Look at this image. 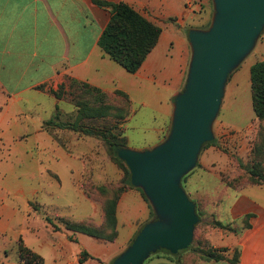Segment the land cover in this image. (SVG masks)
Wrapping results in <instances>:
<instances>
[{"label":"crops","instance_id":"0c3cea01","mask_svg":"<svg viewBox=\"0 0 264 264\" xmlns=\"http://www.w3.org/2000/svg\"><path fill=\"white\" fill-rule=\"evenodd\" d=\"M96 1L126 2L162 28L158 44L136 73H130L100 47L99 39L111 18V9L100 6ZM215 15V0H0V95L9 98L1 106L4 109L0 118L3 114L5 118L0 121L1 128H5L6 133L18 126L17 122L7 121L9 117L13 118L10 111L16 110L18 102L24 101L34 107L40 105L30 100L31 95L36 93L54 98L55 110H51V117L52 114L54 116L62 102L50 92L72 78L107 94L116 91L126 93L130 98V111L133 95L142 96V91H150L152 97L159 98L163 105L158 112L163 116L164 123L154 130L156 139L143 143L141 140L136 145L129 135L125 136L128 147L136 151L160 146L171 134L176 98L186 88L193 58V46L186 34V26L193 23L194 17L202 16L205 25L201 27L207 24L211 27ZM256 59L255 62L264 60L258 59V56ZM255 62L246 66L241 64L232 73L225 84L220 106H225L226 110L220 111L219 129L229 134L232 142L238 141L240 153L247 150L246 141L256 136L259 128L256 115L251 116L250 110L253 108L254 111L251 67ZM60 109L75 111L76 108ZM130 119L129 115L125 124ZM244 120L248 122L236 123ZM42 125L39 124L36 132L41 137L46 180L43 184L36 182L24 186L16 176H12L11 171L0 172V178H5L2 181L5 189L9 191V186H14L12 191L18 195L31 194L22 198V203L28 218L33 215V219L35 214L29 216L32 197L35 196V199L43 192L51 199L65 190L74 192L80 199L89 201L92 212L80 216L75 209L67 211L62 207L50 214L101 224L104 220L102 207L84 196V181L92 177L99 184L116 183L122 179V173L111 161L97 162L99 156L96 152L83 154L73 151L84 140L73 131L59 129L51 133ZM211 163L212 159L208 158L204 166ZM220 167L230 173L234 171L235 175L242 171L234 161L224 156H220ZM93 168L96 171L94 174ZM232 190L228 224L238 231L221 230L208 237L210 243L215 248H228V257H232L238 249L240 255L236 264H264V185L248 184ZM144 194L142 188L134 185L121 194L117 206L118 237L115 241L75 232L63 226L55 229L48 222L45 234L37 239L39 249L24 240L45 258L44 264H49L47 256L52 264H113L149 222L151 205ZM224 202L222 197L218 200L219 210ZM17 204L20 206L21 202ZM121 212L124 215L122 218ZM15 214L22 217L16 207H0V229L4 233L13 230L10 220ZM248 214L251 217L249 225H246L244 218ZM27 228L33 232L36 230L33 226ZM20 235L24 238L23 231L16 234L17 237ZM178 254L172 258L166 253L157 252L147 264H232L227 259L205 260L200 252L192 250Z\"/></svg>","mask_w":264,"mask_h":264},{"label":"rangeland","instance_id":"374dc122","mask_svg":"<svg viewBox=\"0 0 264 264\" xmlns=\"http://www.w3.org/2000/svg\"><path fill=\"white\" fill-rule=\"evenodd\" d=\"M212 16L210 21H212ZM203 20L204 18L202 16H196L193 18V23L187 25V29H185L188 37L191 30L209 29L210 26L208 27V24L203 28L201 27L205 25L202 23ZM209 24H211V22ZM258 50L260 52L259 55ZM257 56L258 59H264L263 31L257 36L248 53L230 72L227 81L229 80L232 73L236 70V68L240 67L241 64H244L243 66H246L250 63L255 62L257 60ZM70 85L71 82L67 81L65 87L61 88L59 86L57 90H52L50 93L54 95L53 92L58 91L61 94V97L58 99L62 102L59 105V108L76 109L75 111H64V109H60V114L58 117L59 119H55L54 123L48 126V130L51 133H54L55 131L58 132L59 129H64L69 132L73 131L76 135L84 139L82 141V145L78 144L76 149L73 148V151H77V153L83 154L90 152L98 153L97 155L99 156V159L97 162H99L100 164L101 162H113L115 164V168H118V170L122 173L123 178V169L113 161L111 157V151L102 139L97 136L86 135L72 129L60 128L54 125L59 121L65 124H71L75 121V119L77 118V107L75 103L76 94L77 96L78 94H81L80 100H92L99 97L96 93H90L89 90L84 91V89H79L75 91V88L71 87ZM42 89H44V87H42ZM86 91H88L87 94L85 93ZM7 99L9 98L0 95V117L2 115L1 111L4 109L1 108L2 103ZM133 99L134 102L132 110L130 111L131 114L129 113L131 119L126 124L125 122L128 117L124 120H118L115 113L114 115H110L105 118L86 120L84 122V124H86V126H89L90 128L102 130H106L107 128L114 136L116 135L118 138V140H116L119 143L118 156L120 150L129 148L125 135H129L132 139V142L136 145H138L141 140L142 143L145 140L151 142L156 139L155 133H153L154 130L164 123L163 116L160 114V112H158L159 108H163V105L160 103L159 98H156L154 96L152 97L150 91H142V96L133 95ZM30 100L32 102L39 103L40 105L34 107V105H28L23 101L18 102L19 104L18 106H16V110L13 109L12 112L10 111V113L13 114V118L9 117L7 121L17 122V127L13 128V130L9 129L6 133H4L5 128H1L0 125V172L11 171L12 176H16L19 182L24 184V186H31L33 184H36V182H38L39 184H43L44 179L46 180V172L44 170V152L43 147L40 144L41 137L36 132V128L41 123L43 124L42 126L45 127V122L47 120H50L51 118H55L56 116L55 114L54 116L52 114L51 117V110H55L54 98L36 93L34 95H31ZM107 102L112 104L114 107H126V99L122 96H111L107 99ZM222 109H225V106L224 108H220L217 116L212 123V133L213 140L216 141L215 144H208V142H205L199 152L196 165L192 166L180 178L182 187L188 193L189 197L195 202L196 212L199 217V221L196 224L194 234L195 238L192 241L193 245L189 249L192 251H196L194 249L196 247L205 249L209 248L211 243L208 237L223 230L218 226H214L213 222L215 220H220L225 224H228L230 222L228 215V205L232 200L233 188L228 186L229 188L226 187L225 191L224 186L226 185L227 181L234 180L235 178H238L240 176H243V186L250 184L247 181L245 182V168L248 166L253 167L254 163L257 160L254 153V148L259 142V128L256 136H253L252 139L249 138L246 141L247 150L244 149V151L240 153L239 149L241 148V146L237 143L238 141L232 142L230 136H228L229 134H225L224 130L219 129V116ZM225 110H223V112ZM250 110L252 112L251 116H255L253 108H251ZM3 119H5L4 114L2 118H0V121H2ZM246 122H248V120L237 121L236 123L245 124ZM125 141L126 146H122ZM220 156L230 158V160L235 162L237 168L242 171L235 175L234 171L230 173L229 170L220 167ZM208 158L212 159V163L210 165L204 166V163H206ZM121 160L127 166L126 162L122 158ZM238 160H240V163L238 162ZM95 172L96 171L93 168L92 174H94ZM3 180H5V178H0V207H16V210L22 213V217L19 215L17 216L16 213V216L14 215L11 218L10 224L13 230L9 231L7 234L0 229V264H26L24 262H21L19 258L18 243L20 239H22L25 244L26 240L39 249L40 246L37 245V239L40 235L45 234L44 231L48 223H51L55 229H61L62 226L66 227L65 224L60 221V218L67 217H54L52 216L53 214H50L53 213V211H55L56 209H62V207L67 211H72V209H75L77 211V214L80 216H86L90 212H92L89 201L84 197V199H80V196L74 192L65 190L64 192L57 193L54 198L51 199H49L43 192H40V196H37L38 198L36 197L34 199V196L30 200L31 212L29 213V216L35 214V218H32L33 215L28 218L25 212V205L22 203V198L31 196V194L25 193L18 195L16 192L12 191L14 186H9L11 187V189L7 191L5 189V185L2 182ZM121 180L116 183L112 182L107 184H99L96 182V180H93L92 177H89L84 181V196L100 205L103 211L102 201L98 199L99 197H102L103 194L98 191L97 187L104 185H114V187H110L109 192L106 195L108 197H114V195H117V193L119 192V186L122 182ZM221 197L225 200V202L221 210H219L217 205L218 200ZM147 198L151 205V216L148 224L158 221L168 222V216L159 213L156 210L153 201L150 200L149 197ZM18 202H21L20 206H16L18 205ZM123 216L124 215L121 212L120 218H122ZM48 218L51 219L54 223L50 222ZM68 220L74 221L71 218H68ZM230 225L232 226V224ZM27 226L36 227V230L34 232L29 231ZM55 226H57V228ZM20 231H23L24 238L21 235L18 237L16 236V234ZM156 254L157 252L150 253L142 264H147L150 259L156 256ZM47 257L50 264L51 259L49 258V256Z\"/></svg>","mask_w":264,"mask_h":264},{"label":"water","instance_id":"95a60500","mask_svg":"<svg viewBox=\"0 0 264 264\" xmlns=\"http://www.w3.org/2000/svg\"><path fill=\"white\" fill-rule=\"evenodd\" d=\"M215 3L211 27L189 32L193 58L186 88L176 98L170 136L152 150L125 148L119 152L132 184L142 188L169 221L145 225L113 264H142L160 248L178 254L194 239L199 217L180 178L196 165L204 143L213 140L212 123L220 110L228 76L264 28V0Z\"/></svg>","mask_w":264,"mask_h":264},{"label":"trees","instance_id":"16d2710c","mask_svg":"<svg viewBox=\"0 0 264 264\" xmlns=\"http://www.w3.org/2000/svg\"><path fill=\"white\" fill-rule=\"evenodd\" d=\"M100 6L109 7L111 9V18L103 30L99 45L103 51L109 55L113 60L122 65L130 73H136L148 55L158 44L160 39L162 28L149 20L147 17L142 15L138 10L126 2L110 3L105 1H96ZM71 87L76 90L84 89L89 90L90 93H96L99 97L92 100L81 99V94L75 95V103L77 107V118L71 124H65L56 122L54 125L60 128H68L74 131L81 132L86 135L97 136L103 140L111 151V157L115 163L124 171V176L120 184L119 192L114 197L106 196L109 192L110 187L114 185L98 186L97 189L102 193V197L98 199L102 201L104 220L101 224H95L91 221H70L68 218H60L67 229L75 232H81L94 236L97 238L115 241L118 237V219H117V206L121 194L128 188L133 187L130 179V171L125 163L118 156L119 146L118 138L113 135L109 129H94L86 126L84 122L86 120H95L108 117L116 114L118 120H124L129 116L130 113V98L122 92L116 91L113 94H107L99 88L93 87L86 82H80L75 79L69 78ZM251 82L253 92V106L256 118L259 122V142L254 148L256 155V162L253 167H246L245 182L250 184L264 185V60H258L251 67ZM66 83L60 85L61 88L65 87ZM43 87V86H42ZM41 87V88H42ZM57 99L61 94L53 92ZM86 94L88 91L85 92ZM83 95V94H82ZM122 96L126 99V107H114L112 104L107 102V99L111 96ZM78 97V98H77ZM59 108H57L55 118H51L45 122V128L48 129L49 125L54 123L55 119H59ZM117 139V140H116ZM215 140L208 142V144H215ZM122 146H126V141ZM121 147V146H120ZM240 163V160H238ZM242 177V178H241ZM243 176L235 178L234 180L227 181L226 185L237 189L243 186ZM145 196V194H144ZM147 199V197L145 196ZM148 200V199H147ZM251 214L244 218L246 225L250 219ZM48 220L54 223L51 219ZM214 226L222 228L226 232H237V228H234L230 224H225L220 220L213 222ZM57 228V226H55ZM196 229V226H195ZM195 234V230H194ZM195 238V236H194ZM194 240V239H193ZM191 245L182 251L189 250ZM197 252H200L201 257L205 260L220 261L227 259L232 264H236L239 261V250L236 249L232 257H228V248H215L210 245L209 248H194ZM157 252H163L173 258L179 254H173L170 250L160 248ZM18 253L21 262L26 264H44L45 258L38 252L29 248L22 239L18 243ZM85 254V252H83Z\"/></svg>","mask_w":264,"mask_h":264}]
</instances>
